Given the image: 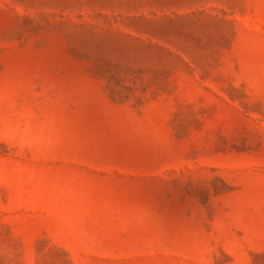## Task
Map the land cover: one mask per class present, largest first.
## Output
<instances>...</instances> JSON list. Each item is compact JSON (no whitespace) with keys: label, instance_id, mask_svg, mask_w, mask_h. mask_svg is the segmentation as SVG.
I'll use <instances>...</instances> for the list:
<instances>
[{"label":"rangeland","instance_id":"obj_1","mask_svg":"<svg viewBox=\"0 0 264 264\" xmlns=\"http://www.w3.org/2000/svg\"><path fill=\"white\" fill-rule=\"evenodd\" d=\"M0 264H264V0H0Z\"/></svg>","mask_w":264,"mask_h":264}]
</instances>
